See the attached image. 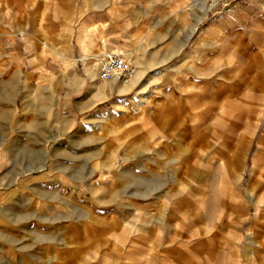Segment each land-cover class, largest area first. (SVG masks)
<instances>
[{"label":"rangeland","instance_id":"obj_1","mask_svg":"<svg viewBox=\"0 0 264 264\" xmlns=\"http://www.w3.org/2000/svg\"><path fill=\"white\" fill-rule=\"evenodd\" d=\"M230 5L0 0V264H264V0ZM110 10L136 70L99 85Z\"/></svg>","mask_w":264,"mask_h":264},{"label":"crops","instance_id":"obj_2","mask_svg":"<svg viewBox=\"0 0 264 264\" xmlns=\"http://www.w3.org/2000/svg\"><path fill=\"white\" fill-rule=\"evenodd\" d=\"M203 1V0H202ZM98 3H100L99 1L96 2V5L95 6L96 8H99V5ZM212 5H208L207 4V11L209 9H211ZM113 8V6L111 7V9ZM171 15H173L174 13H170ZM123 16L122 14L120 15L119 12H115L112 13L111 10L110 11H107V12H103L101 13V16H100V21H99V28L101 29V32L103 31L108 37H107V43H106V39H102V41L100 42L101 44V47L103 46H110V45H115V46H119L118 48H120V46L122 45L123 47L125 48H128L130 51H126L124 48H122V50L127 54L128 56V53H133L135 51V48L131 45H133V41L131 40L132 38V31L130 29V27L126 24H122L121 23V20H116V19H119V17ZM201 19V17L198 18V21ZM21 33L23 34V31H21ZM120 48V49H121ZM167 52H165V54H167ZM64 56H67V57H70L66 54H63ZM106 57V56H105ZM129 57V56H128ZM72 59V64H75L77 62V59L78 58H75V57H70ZM103 58V57H102ZM80 59H85V57H81ZM72 74H74V72H72ZM85 75L88 79H91L93 81V83L95 84H99V82L97 81V77H98V74H97V69L96 71L94 69H92V67H88L87 70L85 71ZM141 77V71H138L136 77L134 78L135 81H139ZM100 85V84H99ZM176 90H171V96L172 99H170L171 101L169 103L172 104V109L175 110L173 111L174 113H178L179 109H180V104L178 103L179 102V94L177 92H175ZM255 97L254 95V91L252 90H248L245 94H244V98H245V102L243 104H241L239 106V113H238V117L244 119L246 117H249L248 118V121H247V128L245 127V134H243L241 137H243L244 139H246L249 134H252V129H253V126L255 125V122L254 120L256 119H252L251 116L253 114H256L257 110H259V106L255 105L252 100L253 98ZM174 98V99H173ZM178 100V101H177ZM173 102V103H172ZM68 103V102H67ZM156 104L160 105L159 102H157ZM165 104H162V106H164ZM161 107V105H160ZM199 107V105H198ZM243 108L245 109V111H243ZM162 109V108H161ZM159 109V111L161 110ZM201 114H197L198 116H200V118H197V123L198 121H204V118L209 115L210 113V108L208 106H205L204 108H201ZM161 113L165 112V110L163 111H160ZM160 115V114H159ZM252 119V121L250 120ZM264 139V138H263ZM229 149L227 150H223V153L226 155L227 154V158H225V161H228L229 157ZM224 151H227V152H224ZM260 156L256 158L257 162L255 164V166H261V176L262 178L264 177V151L261 152V154H259ZM260 161V162H259ZM241 163V160L239 159L238 161L234 163H226V162H222L223 166H237V165H240ZM230 164V165H229ZM242 172L243 170L240 172V178L242 176ZM239 178V180H240ZM264 179V178H263ZM264 197L260 198V201L258 203V209L261 208V204L263 203V200ZM230 202L231 203H236L235 202V198H232L230 199ZM264 210V209H263ZM262 210L258 211L257 213V216H259V213L261 212ZM254 227L253 226H250L249 227V234L250 236H252L255 231L253 229Z\"/></svg>","mask_w":264,"mask_h":264},{"label":"built area","instance_id":"obj_3","mask_svg":"<svg viewBox=\"0 0 264 264\" xmlns=\"http://www.w3.org/2000/svg\"><path fill=\"white\" fill-rule=\"evenodd\" d=\"M212 2L222 3L229 10H233L230 0H212ZM96 67L98 77L104 80H126L136 70L134 61L122 49H114L108 52L105 59L99 62Z\"/></svg>","mask_w":264,"mask_h":264},{"label":"bare ground","instance_id":"obj_4","mask_svg":"<svg viewBox=\"0 0 264 264\" xmlns=\"http://www.w3.org/2000/svg\"><path fill=\"white\" fill-rule=\"evenodd\" d=\"M203 2H205V0H203ZM213 3H214V2H213ZM107 53H108V52H107ZM107 53H106V54H107Z\"/></svg>","mask_w":264,"mask_h":264}]
</instances>
